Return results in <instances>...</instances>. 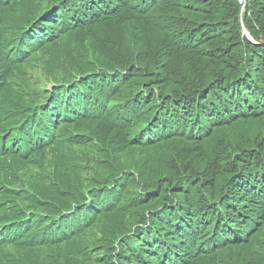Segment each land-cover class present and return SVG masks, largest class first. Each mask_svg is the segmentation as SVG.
Returning <instances> with one entry per match:
<instances>
[{
  "label": "trees",
  "instance_id": "16d2710c",
  "mask_svg": "<svg viewBox=\"0 0 264 264\" xmlns=\"http://www.w3.org/2000/svg\"><path fill=\"white\" fill-rule=\"evenodd\" d=\"M244 1L0 0V264H264Z\"/></svg>",
  "mask_w": 264,
  "mask_h": 264
},
{
  "label": "water",
  "instance_id": "95a60500",
  "mask_svg": "<svg viewBox=\"0 0 264 264\" xmlns=\"http://www.w3.org/2000/svg\"><path fill=\"white\" fill-rule=\"evenodd\" d=\"M240 2L242 3L243 5V10H244V7H245V1L244 0H240ZM242 21V20H241ZM244 33L245 35H247L249 38H250V35L248 34V32L244 29Z\"/></svg>",
  "mask_w": 264,
  "mask_h": 264
},
{
  "label": "rangeland",
  "instance_id": "374dc122",
  "mask_svg": "<svg viewBox=\"0 0 264 264\" xmlns=\"http://www.w3.org/2000/svg\"><path fill=\"white\" fill-rule=\"evenodd\" d=\"M53 85H50L49 88H52Z\"/></svg>",
  "mask_w": 264,
  "mask_h": 264
}]
</instances>
